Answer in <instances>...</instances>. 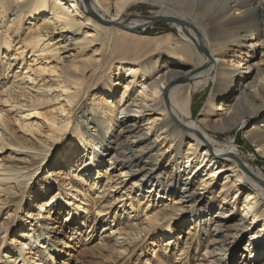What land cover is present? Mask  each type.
I'll return each instance as SVG.
<instances>
[{"label":"bare ground","instance_id":"1","mask_svg":"<svg viewBox=\"0 0 264 264\" xmlns=\"http://www.w3.org/2000/svg\"><path fill=\"white\" fill-rule=\"evenodd\" d=\"M107 1L0 0V43L8 51L12 38L22 34L16 52L33 59L27 74L36 75L34 81L55 75L54 88L70 107L90 97L78 123L70 109L57 122L51 110L39 111L52 102L47 97L13 106V89H0V153L10 158L0 160V194L8 202L20 194L34 206L26 220L35 221L15 232L16 223L0 217V264L69 263L70 253L59 249L66 247L59 237L60 197L50 185L67 187L66 168L90 177L89 183L75 175L72 180L87 185L94 198L79 185L69 190L80 197L76 209H92V225H100L110 252L125 250L121 243H131L144 229L166 232L152 242V259L144 264H170L166 254L174 264H264L263 171L237 154L236 142L215 138L259 115L244 135L264 158V0H115L111 9ZM130 3L149 6L151 17H131ZM157 20L177 34L145 37V25ZM95 41L108 51L101 63L83 58ZM230 51L239 61L217 64ZM240 66L247 76L238 73ZM210 87L207 106L193 118V96ZM20 109L27 110L16 118ZM36 117L47 123L44 139ZM65 135L77 146L59 152ZM185 139L190 141L183 153ZM222 176L218 195L211 196L215 177ZM67 218L75 215L68 212ZM180 222L189 224L186 237H171L181 232Z\"/></svg>","mask_w":264,"mask_h":264},{"label":"rangeland","instance_id":"2","mask_svg":"<svg viewBox=\"0 0 264 264\" xmlns=\"http://www.w3.org/2000/svg\"><path fill=\"white\" fill-rule=\"evenodd\" d=\"M106 1V0H105ZM115 0H108L106 4L109 5L110 9L115 7V3L113 2ZM101 10V9H100ZM150 7L147 5H139V3H130L128 12L131 17H138L142 19H146L151 17L150 13ZM108 18V17H107ZM26 23V20L23 21ZM30 25L23 24V29H27ZM145 33L144 36L148 38H156L158 40L164 39L167 35L169 37L172 36V34H177L175 29L170 26L167 22H156V23H150L149 25H145L144 27ZM89 32L91 34H94L93 29L90 28ZM143 33V32H141ZM133 34H136L133 33ZM4 32H0V38L4 37ZM22 34L19 35L17 38H12V45L10 46V49L7 51L3 48V44L0 43V89L5 86V90L8 91L9 87L13 89V92H10L12 101L11 103L16 105V102L30 105V99L37 95V96H44L47 97L45 99L51 100L52 102L48 104L47 106H43L39 111L42 113H47L49 110L51 112L55 113V116L57 117V122H60L61 120L65 119L67 115V110L69 111V116L72 117L73 121L75 123H78L77 117L80 116V113H86L89 109V95H85L83 99L80 101V103L74 107L69 106L67 104H64V101L61 100L60 96L62 95L59 90L56 91L54 88L57 78L55 75L45 74L42 75V78L34 81V78L36 79V75L33 73L27 74L28 72L25 71L26 68L31 67L33 68V59L27 51L23 54L22 57H18V54L16 52L17 48H21L20 45ZM2 42V41H0ZM102 43L99 41L93 42V44L85 50V54L83 58H91L92 61H95L96 63H101L104 60L107 59V50L103 49V46H101ZM17 55V56H16ZM16 57V58H15ZM15 59V60H14ZM220 59V58H218ZM251 59V58H250ZM239 61V55L232 53L231 51L225 56L224 60H220L217 62V64H223L227 67H230L234 65V63ZM37 63H42V61H38ZM44 63V62H43ZM38 66H41L40 64ZM34 69V68H33ZM238 73L241 76H247L248 73L245 72L244 68L240 66L238 68ZM91 72L87 75L86 81L89 80L91 77ZM32 75V76H31ZM31 76V77H30ZM44 79V80H43ZM23 80V81H22ZM25 83V84H24ZM20 84V85H19ZM42 85L51 86L49 88H42ZM11 90V89H10ZM91 91V90H90ZM118 91L121 92V90L118 88ZM212 89L206 88L204 91H199L193 96L192 100V116L193 118H197L204 110V107L207 106L208 100L210 99V93ZM2 98V99H1ZM56 98L57 101H54ZM3 96L0 94V103H3ZM1 103V104H2ZM62 103L63 105L61 106ZM4 106V105H3ZM63 107V109H62ZM56 109H59V113H56ZM27 109H20L19 112L21 114L16 115V118L22 116V113ZM12 117L15 116L13 113L11 115ZM261 117L259 115H256L253 118H246L243 123L237 125L230 131H226L225 133H217L215 138L218 141H221L222 143H233L236 142L238 152L237 154L242 158H247L250 162V165L254 170H258L259 168L263 171L264 174V158L260 156L258 153L255 152L254 145L248 141L245 138L244 132L248 130L251 125L255 124ZM33 123H36L39 125L38 130L40 131L41 138L47 137V123L41 118L36 117L34 120H32ZM17 126V125H15ZM85 129V128H84ZM187 141H190L189 139H185L183 141V153L184 150H187L189 147L187 145ZM59 152L63 149L65 146L66 149L70 148L71 150L77 146V141L71 139L69 136L65 135L59 142ZM81 154V153H79ZM9 154L7 151H3L0 153V160L2 162L8 161L10 158L8 157ZM81 159L82 157L87 156V152H82L80 155ZM77 157V156H76ZM72 161L75 162L76 158L75 156H72ZM60 160L61 158H57ZM78 159V158H77ZM62 164V161L60 162ZM85 163V162H84ZM77 164V163H76ZM74 165L73 167H75ZM65 170V169H64ZM63 172H65V175H67L66 185L67 187H58L55 183L50 182L51 187L53 190L58 191L60 199H57V205L59 209L60 216H58V227L60 230V238L63 240V242L66 244V247L63 248V246H59V249H61L64 253H70L71 257H69V263L68 264H144L146 260L152 259L151 249H152V242L157 239V237H160L164 234H166L165 231H155V230H144L141 229L139 235L135 238V240L129 242H125L124 244L121 243L122 247L125 250H118V251H112L104 248V240L105 237L100 232V225L99 226H93V218L94 214H92V209L90 207H86V213L82 212V209H76V206H80L79 198L76 200L74 198L75 193L69 190L70 188L78 187L81 188L83 195L86 193H89V198H94L93 192H89V187L86 185L84 186L83 182L84 180L88 182V180H91L90 177H86L81 170L74 171L73 169H69ZM73 175L80 176L83 180V182H77L76 180H72ZM60 177V176H59ZM222 176L219 179L215 177L216 181V189L212 191V195H218V186L221 184V181L223 179ZM62 181L61 183H64L65 176H61ZM34 188L30 191L32 192ZM52 190V191H53ZM146 192V191H145ZM144 192V193H145ZM118 192H116L112 196L117 198ZM111 195L108 196V199H110ZM241 200L244 198L243 195H238ZM58 198V197H57ZM107 199V200H108ZM233 198L228 197L227 201H232ZM67 200H70L71 205L67 206ZM102 204L105 205L106 201ZM19 201V205L17 202ZM72 203L75 206H72ZM26 202V200H22V197L20 194L15 195L13 202L5 201L4 194H0V208H3V212H1V221L2 222H8L10 224H15V232L19 231L22 227H27L29 223L31 224L35 222L32 219L26 220V213L28 211L34 210V206ZM18 205V206H17ZM82 205V204H81ZM236 205V202H235ZM63 208V210L61 209ZM238 210H240L241 205H239ZM61 209V210H60ZM109 209L108 213H113L114 210ZM21 210V211H20ZM10 215L7 216L6 215ZM70 212L75 215V218H67V213ZM56 213V212H55ZM21 220V221H20ZM67 221V222H66ZM251 222V221H249ZM178 229L181 232H175L171 237H177L180 236L182 238L186 237L187 231H188V223H178ZM261 224L258 222H255L253 226L259 227ZM38 231V227L36 229ZM12 232V231H11ZM10 232V233H11ZM3 231H0V246L2 244L3 239ZM12 238H15V234H10ZM9 237V236H8ZM8 241V239L6 238ZM159 244V243H158ZM243 244V241L240 243V245ZM194 252L191 253V255ZM63 256V254H62ZM73 256V257H72ZM166 258L170 259V264H174V257L170 254H166ZM158 263V262H157Z\"/></svg>","mask_w":264,"mask_h":264},{"label":"water","instance_id":"3","mask_svg":"<svg viewBox=\"0 0 264 264\" xmlns=\"http://www.w3.org/2000/svg\"><path fill=\"white\" fill-rule=\"evenodd\" d=\"M156 22H165V21L164 20H157V21H153L152 23H156Z\"/></svg>","mask_w":264,"mask_h":264}]
</instances>
